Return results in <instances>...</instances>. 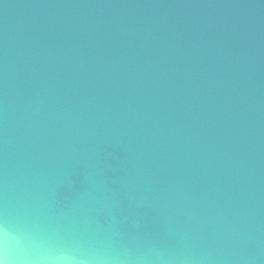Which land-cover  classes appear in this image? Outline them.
Segmentation results:
<instances>
[{
    "label": "water",
    "instance_id": "1",
    "mask_svg": "<svg viewBox=\"0 0 264 264\" xmlns=\"http://www.w3.org/2000/svg\"><path fill=\"white\" fill-rule=\"evenodd\" d=\"M0 264H264V0H0Z\"/></svg>",
    "mask_w": 264,
    "mask_h": 264
}]
</instances>
